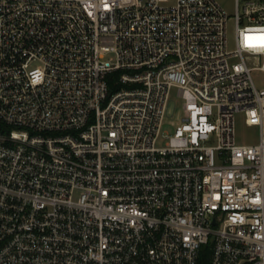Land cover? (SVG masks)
Here are the masks:
<instances>
[{
	"label": "built area",
	"instance_id": "built-area-1",
	"mask_svg": "<svg viewBox=\"0 0 264 264\" xmlns=\"http://www.w3.org/2000/svg\"><path fill=\"white\" fill-rule=\"evenodd\" d=\"M228 19L218 0H0V264H201L206 245L264 264V0H235L232 49Z\"/></svg>",
	"mask_w": 264,
	"mask_h": 264
},
{
	"label": "rangeland",
	"instance_id": "rangeland-1",
	"mask_svg": "<svg viewBox=\"0 0 264 264\" xmlns=\"http://www.w3.org/2000/svg\"><path fill=\"white\" fill-rule=\"evenodd\" d=\"M218 2L226 9L229 14L227 22V39L230 49L235 47V0H218ZM252 77L257 85L264 84V75L259 71H253ZM182 99L178 95L177 87H172L166 114V122L163 131L173 132L175 125L183 115L181 108ZM236 138L241 142H254L258 138V129L256 127H248L243 121L242 114L236 117Z\"/></svg>",
	"mask_w": 264,
	"mask_h": 264
},
{
	"label": "trees",
	"instance_id": "trees-1",
	"mask_svg": "<svg viewBox=\"0 0 264 264\" xmlns=\"http://www.w3.org/2000/svg\"><path fill=\"white\" fill-rule=\"evenodd\" d=\"M118 76H119V70L114 71L109 75L108 79H109L111 89L118 87V85L116 84ZM202 252L203 253L201 255V264H207L208 255H209V247L207 245L203 247Z\"/></svg>",
	"mask_w": 264,
	"mask_h": 264
}]
</instances>
